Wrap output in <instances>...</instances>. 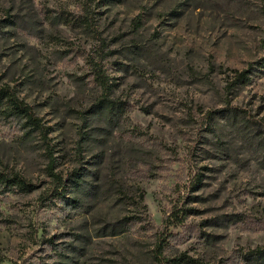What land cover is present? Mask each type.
Returning a JSON list of instances; mask_svg holds the SVG:
<instances>
[{
  "label": "rangeland",
  "instance_id": "obj_1",
  "mask_svg": "<svg viewBox=\"0 0 264 264\" xmlns=\"http://www.w3.org/2000/svg\"><path fill=\"white\" fill-rule=\"evenodd\" d=\"M0 86V264H264V0H0Z\"/></svg>",
  "mask_w": 264,
  "mask_h": 264
},
{
  "label": "trees",
  "instance_id": "obj_2",
  "mask_svg": "<svg viewBox=\"0 0 264 264\" xmlns=\"http://www.w3.org/2000/svg\"><path fill=\"white\" fill-rule=\"evenodd\" d=\"M89 1H94V0H89ZM137 19H140V17L138 16ZM248 71H241L237 74V80L239 82L241 81H245L246 79H248ZM98 76L101 77L102 83L106 84L107 82L104 79V75L101 72H98ZM108 85V84H107ZM2 105H6L7 107H9L12 112L19 117H22L24 119H26V122L28 124H30L32 127L39 129L43 135H46V131L44 128V125L41 122V119L37 116L34 115L32 107L30 105H28L27 103H25L23 100L19 99L16 94L9 88L6 86H0V106ZM47 130V129H46ZM52 161V158H51ZM50 171H51V175L54 176V180L56 183V187L57 190L59 189V187H63V179L61 176H59L58 174L53 172V163L50 162L49 165ZM0 183H4L7 185H16L18 186L20 189L23 190H29L32 187V184L27 182L22 176L16 175L13 177H9L7 175H4L2 173H0ZM175 223L174 221L170 220V224ZM163 248H164V244L160 243L158 245V249H159V254L156 255V258L161 264H192V260H188L184 257H180V258H173V259H167L163 256ZM264 253V252H262Z\"/></svg>",
  "mask_w": 264,
  "mask_h": 264
}]
</instances>
